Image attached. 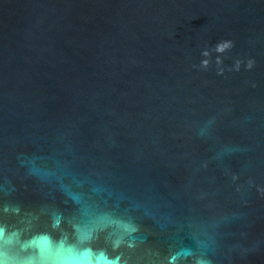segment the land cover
Wrapping results in <instances>:
<instances>
[{"label":"water","instance_id":"95a60500","mask_svg":"<svg viewBox=\"0 0 264 264\" xmlns=\"http://www.w3.org/2000/svg\"><path fill=\"white\" fill-rule=\"evenodd\" d=\"M84 250L264 264V0H0V264Z\"/></svg>","mask_w":264,"mask_h":264},{"label":"clouds","instance_id":"9594fccd","mask_svg":"<svg viewBox=\"0 0 264 264\" xmlns=\"http://www.w3.org/2000/svg\"><path fill=\"white\" fill-rule=\"evenodd\" d=\"M231 47H233L232 41H221L215 46V52L217 54H223L225 51L229 50ZM203 56L208 57L209 52L205 51L202 53ZM222 61L219 58V55L216 58V64H221ZM240 61H237L235 64V70H240ZM254 62L252 60H248L246 64V69L251 70L253 68ZM209 65V60L205 59L201 62V66L203 68H207ZM217 75H223V69L217 72ZM79 256L80 264H118V258L112 259L109 258L105 253L100 252L98 254L91 253L90 250H84L83 253L76 254ZM93 256L95 257L93 259Z\"/></svg>","mask_w":264,"mask_h":264}]
</instances>
